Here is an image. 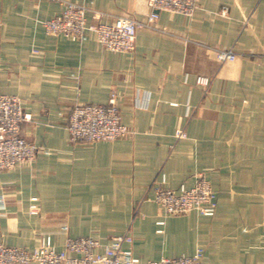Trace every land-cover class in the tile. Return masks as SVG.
<instances>
[{
	"label": "crops",
	"instance_id": "1",
	"mask_svg": "<svg viewBox=\"0 0 264 264\" xmlns=\"http://www.w3.org/2000/svg\"><path fill=\"white\" fill-rule=\"evenodd\" d=\"M74 1L106 22L151 11L148 0ZM60 9L52 0H0V94L21 99L30 113L22 135L48 150L0 169V243L31 250L49 234L61 248L68 235L106 242L129 232L126 246L141 259L264 264V0H198L191 17L159 11L154 25L164 32L138 28L127 52L104 49L93 33L84 41L46 34L41 22ZM87 20L95 22L91 12ZM218 48L237 57L219 61ZM111 93L132 132L69 140L73 105L104 104ZM199 172L214 214L166 216L154 187L190 186Z\"/></svg>",
	"mask_w": 264,
	"mask_h": 264
},
{
	"label": "built area",
	"instance_id": "2",
	"mask_svg": "<svg viewBox=\"0 0 264 264\" xmlns=\"http://www.w3.org/2000/svg\"><path fill=\"white\" fill-rule=\"evenodd\" d=\"M61 9L53 17L43 20L42 26L48 35L63 36L70 40L84 41L93 33L100 46L112 52H127L134 48L136 31L140 27L157 28L154 23L159 11L191 17L198 7V0H148L151 11L144 20L133 16L119 15L112 21H101L102 12L93 10L74 0H52ZM95 22H88L87 13ZM223 8L221 13H225ZM219 61L234 60L237 54L231 48L216 49ZM195 83L207 88L210 79L196 76ZM30 119L16 95L0 94V169H11L30 163L42 150L41 146L28 140L21 133V124ZM67 131L69 140L95 142L114 140L132 131L122 122L116 95L111 93L104 104L77 103L71 108ZM176 137H185L176 130ZM48 152V150H42ZM264 152V146H263ZM152 200L166 216H177L196 210L203 215L214 214L212 188L205 175L197 173L192 185L180 184L176 189L163 185L154 187ZM37 198L32 197L28 206L31 214L38 213ZM2 198H0V204ZM158 223L162 224L163 220ZM62 230L66 231L67 226ZM129 232L112 235L106 242L91 236H66L63 246L57 248L49 234L42 235L36 247L28 250L19 246L0 243V264H208L198 254L141 259L133 254Z\"/></svg>",
	"mask_w": 264,
	"mask_h": 264
}]
</instances>
